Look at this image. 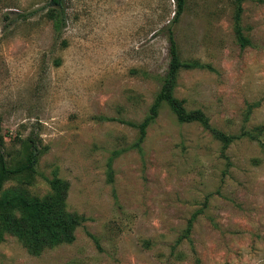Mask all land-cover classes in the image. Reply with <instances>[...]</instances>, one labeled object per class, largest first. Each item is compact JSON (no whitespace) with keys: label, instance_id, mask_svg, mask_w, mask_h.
<instances>
[{"label":"rangeland","instance_id":"rangeland-1","mask_svg":"<svg viewBox=\"0 0 264 264\" xmlns=\"http://www.w3.org/2000/svg\"><path fill=\"white\" fill-rule=\"evenodd\" d=\"M48 3L0 0V132L12 155L30 134L43 150L34 183L11 179L4 196L54 194L59 178L67 210L86 220L72 243L40 252L4 233L0 264H264L259 143L224 151L167 103L140 145L122 121L141 122L155 101L145 73L168 69L176 1L66 0L59 37ZM242 7L246 46L235 0H188L173 27L181 56L212 66L183 70L177 97L231 134L264 125V0Z\"/></svg>","mask_w":264,"mask_h":264},{"label":"trees","instance_id":"trees-1","mask_svg":"<svg viewBox=\"0 0 264 264\" xmlns=\"http://www.w3.org/2000/svg\"><path fill=\"white\" fill-rule=\"evenodd\" d=\"M65 1L49 0L48 3L50 7L48 16L54 20L58 37L61 36L62 28L65 25ZM175 1V16L165 28L170 42L168 69L164 75L145 73V75L156 79L159 84L155 101L149 114L141 122L122 121L138 129V144L140 145L147 135V128L159 116L162 105L167 103L179 121L201 123L224 144V151L235 141L244 138L257 141L264 150V125L254 130L243 129L236 134L227 133L213 126L203 110H189L185 106L184 100L177 97L179 77L183 70L211 68L212 66L199 59H184L181 56L173 27L184 13L188 0ZM235 4V31L241 45L246 46L249 43V38L244 34L241 24L242 0H235ZM20 142L22 149L12 155L6 151L5 136L0 132V243L6 232L16 235L33 252H40L46 247H55L63 243H72L76 239L77 229L86 218L67 210L69 184L64 180L54 179L51 182L54 194L44 197L21 194L4 196V187L9 180L15 179L21 184L31 185L36 177L37 165L43 152L38 136L30 134L26 138H21ZM9 155L12 157L11 159H9ZM192 223L190 221L187 229L179 237L177 245L184 240H191ZM90 235L97 240L94 235Z\"/></svg>","mask_w":264,"mask_h":264}]
</instances>
